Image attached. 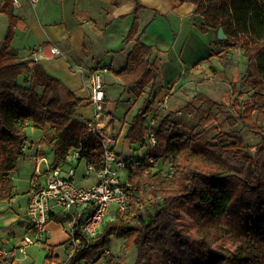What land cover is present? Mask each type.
Segmentation results:
<instances>
[{"label": "trees", "instance_id": "16d2710c", "mask_svg": "<svg viewBox=\"0 0 264 264\" xmlns=\"http://www.w3.org/2000/svg\"><path fill=\"white\" fill-rule=\"evenodd\" d=\"M13 1L7 0L3 6L10 26L0 47V215L3 204L15 197L13 174L20 159L26 157L23 146L32 129L48 144L49 149L40 153H51L59 164H68V156L80 142L83 150L79 158H86L97 167L104 162L98 134L75 117L81 99L43 65L35 59L22 58L13 47L15 27L20 21L14 14ZM134 1V22L127 35L134 45L127 54L126 66L115 74L124 86H134L140 94L148 90L130 121L126 137L136 145L152 131L157 142L148 154L154 163L127 169L126 209H112L95 235L81 232V242L66 264H94L101 255L107 256L106 264H127L133 247L137 249L133 264H264V138L254 154L248 152L239 130L220 134L216 142H202L196 134L180 130L175 114L164 106L157 108L152 122L147 123L161 90L157 82L162 73L152 60L153 46L142 40L144 30H139V11L144 6L140 0ZM182 1L192 3L194 13L204 17L203 32L223 27L228 38L222 41L227 46L243 48L247 69L241 87L250 88L251 94L241 103L242 111L237 117L227 119L231 126L241 122L252 130H261L264 0ZM23 74L26 76L21 83ZM64 90H68L65 102ZM164 161L171 164L166 171L161 166ZM138 170L149 172L144 180L133 181ZM152 201L156 211L144 214L145 206ZM234 204L246 216L245 244L236 250L220 244L230 233L225 220ZM183 212L189 214L194 228H180ZM112 235L126 238L120 257L109 251ZM68 242H63L64 247ZM47 260L59 262L60 257L49 252ZM13 262V258L0 255V264Z\"/></svg>", "mask_w": 264, "mask_h": 264}, {"label": "crops", "instance_id": "0c3cea01", "mask_svg": "<svg viewBox=\"0 0 264 264\" xmlns=\"http://www.w3.org/2000/svg\"><path fill=\"white\" fill-rule=\"evenodd\" d=\"M6 1L0 0V47L10 26L9 16L3 10ZM140 3L144 7L139 11V30H144L142 40L154 48L152 60L161 69V78L157 82L161 90L171 86L175 90L184 85L179 83L181 78L195 71V63L204 57H207L204 63L224 70L220 58L212 50L211 31L201 30L204 17L194 13L192 3L182 0H140ZM135 7L134 0L13 1L14 14L20 19L15 27L13 47L22 58H32L43 65L49 74L58 77L67 89L81 99L76 119L87 121L95 117L96 109L90 101L89 78L96 69L107 68L104 73L105 113L113 118L108 125L116 134L118 148L123 152L129 151L133 145L126 135L130 128L129 121L136 113L129 109L140 91L134 86H124L115 71L126 66L127 54L134 44L127 39V35L134 22ZM53 47H58L60 53L53 54ZM208 71L211 69L208 68ZM104 117L100 118L102 123L106 121ZM126 119L129 121L126 122ZM39 135L30 137L33 151L38 150ZM10 203H4L3 209ZM27 205L28 195L26 212ZM8 213L3 211L0 215V238L5 245L13 238L19 242L26 231L22 218ZM18 224L24 228L20 235ZM52 233L50 225L47 243L52 245L53 256H59L60 261L46 260L44 264H60L63 261L61 257L64 252L60 253L55 246L61 244L62 240L58 243L52 241ZM67 237L63 235L64 241ZM13 264L36 263L28 257L14 260Z\"/></svg>", "mask_w": 264, "mask_h": 264}, {"label": "rangeland", "instance_id": "374dc122", "mask_svg": "<svg viewBox=\"0 0 264 264\" xmlns=\"http://www.w3.org/2000/svg\"><path fill=\"white\" fill-rule=\"evenodd\" d=\"M210 31L212 37V50L220 58V64L224 70H214L213 65L204 63V61L207 60V57L200 59L193 67L196 68V70L189 73V75L186 74L185 79V76L181 78L179 83H184V85H181L175 90L172 86L166 88L164 91L161 90L160 94L153 102L154 110L148 115L147 123L149 124L152 122L154 111L157 108L164 106L175 114L174 121L180 130L196 134L202 142H216L217 137L220 134L231 130H239L245 140L248 152L254 154L257 145L264 138V127H262L261 130L256 131L244 126L241 122H238L235 126H231L227 119L230 116L237 117L238 113L242 111L241 103H244L251 94L250 88L241 87V78L247 69V58L244 56V51L241 46H227L224 41L218 38V31L214 29ZM202 64L204 66H202ZM208 68L211 69L210 72L208 71ZM262 71L264 72V58L262 61ZM208 75H210V77ZM25 76L26 74H23L20 77L21 83H23ZM41 91L42 89H39V92ZM147 92L148 90L138 95L137 100L132 103L129 111L132 110L133 113L137 112L142 106L144 96ZM67 93L68 90H64L63 102L67 99ZM166 95H168L169 98H167V102L165 103L163 99ZM130 118L132 117L130 116ZM77 120L81 122L86 121L84 119L80 120L79 118H77ZM127 120L128 119H126V122ZM30 133L31 135H36L38 134V131L33 133L31 130ZM158 164L161 165L163 163L159 162ZM34 166L35 163L28 158L23 157L20 159L17 171L13 174L15 197L4 210L5 213L10 212L8 215L14 214L17 215L18 218H22V221L25 224L27 223L25 203L30 188L31 178L34 174ZM161 166L166 171L171 164L168 161H164V164ZM69 167L70 164H66L64 169L67 170ZM136 172L133 181H138V179L144 180L146 178L144 175H146L149 170H138ZM83 173L84 167L81 165L76 179L77 183L88 184L93 181L89 178L84 179L82 177ZM123 175L125 178L128 177L127 172H124ZM113 209H115V206H113ZM11 211L14 213H11ZM155 211L156 206L154 201H152L150 202V205L145 206L144 214L148 215V213H154ZM110 216H112V214ZM245 220L246 216L244 211L234 204L231 207L230 215L225 220L230 233L220 244L228 246L233 250L244 245L246 236ZM16 223H19V221ZM50 225L53 229L52 241L58 243L62 240V244L59 243L55 246L60 253L62 251L64 252V255L62 254L61 257L63 258L62 262H67L66 257L68 253L64 251L63 247V235H67L68 232L63 228L67 227V223L53 220ZM179 226L180 228H194L193 220L188 213H182V220L179 222ZM17 229L19 235L24 231V228L20 225L17 226ZM17 242L18 240L13 238L12 241H9L8 246L12 248V245H16ZM49 242L51 243V241ZM125 242L126 238L112 235L109 251L115 256L120 257L123 254ZM52 249V245L49 243H46L43 246L31 245L27 248L26 252L19 253L18 258L25 259L29 257L32 260H35L36 264H44L47 260L49 250L50 254L54 255ZM106 258V255H101L94 264H106ZM136 258L137 249L136 247H133L127 255V264H133Z\"/></svg>", "mask_w": 264, "mask_h": 264}, {"label": "built area", "instance_id": "2783aa9c", "mask_svg": "<svg viewBox=\"0 0 264 264\" xmlns=\"http://www.w3.org/2000/svg\"><path fill=\"white\" fill-rule=\"evenodd\" d=\"M53 54H59L58 47L52 48ZM107 68L93 71L89 78L90 101L96 109L95 117L85 121L89 130L95 131L102 141L104 148V162L95 166L94 162L86 158H79L82 154V143L74 148L68 156L70 167L65 170L62 163L55 162L48 150V144L42 140L37 149L32 150L30 138L24 144L26 157L35 163L34 174L28 190L26 231L21 240L8 248L9 241L3 242L0 255L18 258V254L26 252L31 245L43 246L48 242L49 224L57 217L65 218L67 223V238L64 242L68 252L66 260L72 255L74 248L81 242L80 233L95 235L101 228L104 219L111 213L113 206L123 211L127 207L128 191L125 187L127 179L123 173L129 168L137 169L154 163L149 156V150L155 146L156 137L148 131L143 142L132 145L129 151L123 152L118 148L117 136L109 127L113 119L105 113L106 88L104 73ZM168 95L163 101L166 103ZM105 114V117H104ZM106 120L102 123V118ZM108 125V126H107ZM84 167L82 177L92 179L88 184H79L76 179L80 166ZM57 221V220H56ZM66 264V262H62Z\"/></svg>", "mask_w": 264, "mask_h": 264}, {"label": "water", "instance_id": "95a60500", "mask_svg": "<svg viewBox=\"0 0 264 264\" xmlns=\"http://www.w3.org/2000/svg\"><path fill=\"white\" fill-rule=\"evenodd\" d=\"M218 38L220 40H225L228 38L227 34L225 33L223 27H220L219 30H218Z\"/></svg>", "mask_w": 264, "mask_h": 264}]
</instances>
